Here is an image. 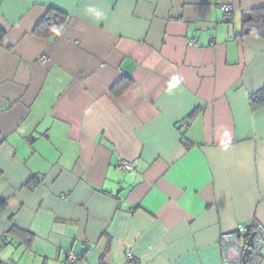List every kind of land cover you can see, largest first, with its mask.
Returning <instances> with one entry per match:
<instances>
[{"label":"crops","instance_id":"obj_1","mask_svg":"<svg viewBox=\"0 0 264 264\" xmlns=\"http://www.w3.org/2000/svg\"><path fill=\"white\" fill-rule=\"evenodd\" d=\"M262 5L0 0V262L221 264L220 233L264 226V39L237 36Z\"/></svg>","mask_w":264,"mask_h":264},{"label":"built area","instance_id":"obj_2","mask_svg":"<svg viewBox=\"0 0 264 264\" xmlns=\"http://www.w3.org/2000/svg\"><path fill=\"white\" fill-rule=\"evenodd\" d=\"M219 7L226 12L233 10L231 5L226 3H221ZM118 70L120 71V69ZM118 167L124 171H130L133 168L129 161L122 158L118 160ZM251 232H253V237L251 245L248 246L247 239ZM218 243L221 264H243V253L247 246L249 247V253L246 256V264H261V250L264 247V226L258 221L252 224L241 223L233 230L220 233ZM125 257L130 260L132 259V254L128 252ZM65 263L78 264V260L73 254H69Z\"/></svg>","mask_w":264,"mask_h":264},{"label":"trees","instance_id":"obj_3","mask_svg":"<svg viewBox=\"0 0 264 264\" xmlns=\"http://www.w3.org/2000/svg\"><path fill=\"white\" fill-rule=\"evenodd\" d=\"M66 14L58 9L49 8L46 14L36 23L33 33L39 37L49 38L55 35L63 26L66 20ZM245 35L259 36L264 39V5L250 8L241 12V30L237 36ZM5 36V31L0 27V42ZM248 103L251 109H258L264 106V86L250 94ZM35 181L27 183V187L33 188ZM19 231L12 226L7 234ZM103 256L99 264L103 263ZM0 264H2L0 262Z\"/></svg>","mask_w":264,"mask_h":264},{"label":"water","instance_id":"obj_4","mask_svg":"<svg viewBox=\"0 0 264 264\" xmlns=\"http://www.w3.org/2000/svg\"><path fill=\"white\" fill-rule=\"evenodd\" d=\"M252 237H253V232H251L250 235L248 236V239H247L248 246L251 245ZM248 246L244 249L243 258H242L243 264H246V256L249 253V247Z\"/></svg>","mask_w":264,"mask_h":264}]
</instances>
